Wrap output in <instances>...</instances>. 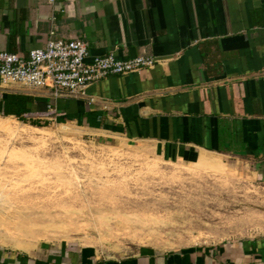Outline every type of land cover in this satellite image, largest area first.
Returning a JSON list of instances; mask_svg holds the SVG:
<instances>
[{"label":"crops","instance_id":"obj_1","mask_svg":"<svg viewBox=\"0 0 264 264\" xmlns=\"http://www.w3.org/2000/svg\"><path fill=\"white\" fill-rule=\"evenodd\" d=\"M53 26L55 39L82 40L91 55L159 62L109 76L81 98L0 86V97L33 98L27 117L147 144L168 161L234 158L264 180V0H0L1 52L26 56L44 47ZM0 264H264V236L170 253L142 248L122 258L0 239Z\"/></svg>","mask_w":264,"mask_h":264},{"label":"rangeland","instance_id":"obj_2","mask_svg":"<svg viewBox=\"0 0 264 264\" xmlns=\"http://www.w3.org/2000/svg\"><path fill=\"white\" fill-rule=\"evenodd\" d=\"M264 236V180L234 158L168 161L70 122L0 116V239L100 258Z\"/></svg>","mask_w":264,"mask_h":264},{"label":"built area","instance_id":"obj_3","mask_svg":"<svg viewBox=\"0 0 264 264\" xmlns=\"http://www.w3.org/2000/svg\"><path fill=\"white\" fill-rule=\"evenodd\" d=\"M56 31L57 27L53 26L44 47L33 49L26 56L0 51V86L47 89L52 100L81 98L87 87L109 76L127 75L152 68L159 62L151 56L128 59L114 53L94 56L86 42L55 39Z\"/></svg>","mask_w":264,"mask_h":264},{"label":"trees","instance_id":"obj_4","mask_svg":"<svg viewBox=\"0 0 264 264\" xmlns=\"http://www.w3.org/2000/svg\"><path fill=\"white\" fill-rule=\"evenodd\" d=\"M32 102L33 98L30 96L3 94L0 97V116H13L20 121H24Z\"/></svg>","mask_w":264,"mask_h":264}]
</instances>
